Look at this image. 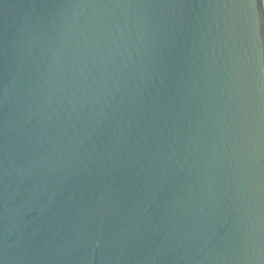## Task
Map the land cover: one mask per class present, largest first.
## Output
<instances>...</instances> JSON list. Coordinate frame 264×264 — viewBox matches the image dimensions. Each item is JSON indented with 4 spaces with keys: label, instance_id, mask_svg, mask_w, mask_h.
Instances as JSON below:
<instances>
[{
    "label": "water",
    "instance_id": "95a60500",
    "mask_svg": "<svg viewBox=\"0 0 264 264\" xmlns=\"http://www.w3.org/2000/svg\"><path fill=\"white\" fill-rule=\"evenodd\" d=\"M0 264H264V0H0Z\"/></svg>",
    "mask_w": 264,
    "mask_h": 264
}]
</instances>
